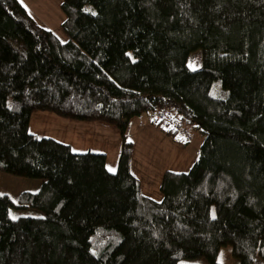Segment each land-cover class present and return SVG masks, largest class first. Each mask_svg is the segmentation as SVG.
<instances>
[{
	"label": "trees",
	"instance_id": "1",
	"mask_svg": "<svg viewBox=\"0 0 264 264\" xmlns=\"http://www.w3.org/2000/svg\"><path fill=\"white\" fill-rule=\"evenodd\" d=\"M60 8L65 40L21 0H0V169L43 179L19 203L0 192V264H219L226 245L239 264L264 261V0ZM39 112L113 126L115 170L105 152L31 132ZM145 114L178 143L202 141L157 195L132 171L128 127ZM11 207L41 215L14 219Z\"/></svg>",
	"mask_w": 264,
	"mask_h": 264
},
{
	"label": "rangeland",
	"instance_id": "2",
	"mask_svg": "<svg viewBox=\"0 0 264 264\" xmlns=\"http://www.w3.org/2000/svg\"><path fill=\"white\" fill-rule=\"evenodd\" d=\"M30 13L45 28L53 30L62 40L66 37L61 30L65 18L60 8L62 0H21ZM192 68L202 65V53L193 52L189 57ZM154 116V115H153ZM150 114L135 118L128 127V139L135 144L132 171L141 180L144 191L157 195V187L166 169L187 170L199 156L201 137L198 133L187 145L169 137L160 127L153 124ZM30 131L37 136L54 137L71 144L74 151L88 150L105 152L108 166L115 170L121 147V137L116 129L101 122L70 121L51 112L34 113L30 121ZM202 142V141H201ZM42 178L15 175L0 169V192L8 193L19 203L23 191H38ZM21 215H41L34 208L11 207L10 216L17 219ZM219 264H239L230 245L223 246L217 256ZM185 264H210L204 258L184 259ZM253 264H264L258 253Z\"/></svg>",
	"mask_w": 264,
	"mask_h": 264
},
{
	"label": "snow or ice",
	"instance_id": "3",
	"mask_svg": "<svg viewBox=\"0 0 264 264\" xmlns=\"http://www.w3.org/2000/svg\"><path fill=\"white\" fill-rule=\"evenodd\" d=\"M95 13H93V15H94ZM13 218H15V217H13Z\"/></svg>",
	"mask_w": 264,
	"mask_h": 264
}]
</instances>
